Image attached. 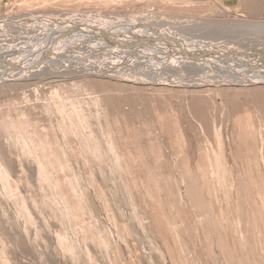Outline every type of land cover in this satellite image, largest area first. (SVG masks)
<instances>
[{
  "label": "rangeland",
  "instance_id": "1",
  "mask_svg": "<svg viewBox=\"0 0 264 264\" xmlns=\"http://www.w3.org/2000/svg\"><path fill=\"white\" fill-rule=\"evenodd\" d=\"M105 24L264 70V0H0V58ZM153 62L0 79V264H264V84Z\"/></svg>",
  "mask_w": 264,
  "mask_h": 264
},
{
  "label": "bare ground",
  "instance_id": "2",
  "mask_svg": "<svg viewBox=\"0 0 264 264\" xmlns=\"http://www.w3.org/2000/svg\"><path fill=\"white\" fill-rule=\"evenodd\" d=\"M136 25L123 26V28L125 27L124 29H115L112 24L97 25L100 29L92 26L91 31H89V28L85 29L78 26L76 29L69 27L62 32L61 30L59 32H57L58 30H52L49 35L42 33L37 36L36 45L34 44L31 50L26 54H22L20 58H18L19 56L15 57V52L13 51L8 53V50H10L8 48L2 50L4 55L0 58V79L5 80L13 77H18L19 79L20 77L28 76L29 72L37 73L41 69L55 70V67L63 68L64 70L70 69L78 74L87 73L90 75L113 76V73H119L120 70L118 68L126 62L150 65L154 61L168 69H172L176 65L204 72L206 70L227 68L232 71L231 73L235 75L236 79L242 80L246 84H264V70L261 68H246L241 61H235L229 56L226 57L223 51H217L213 44L202 41H191L188 37L176 35L167 30H162L161 32L150 28L140 29ZM81 44L86 46L82 48ZM101 44L105 47L102 49L105 52L104 55L106 57L111 55V60L107 59L95 64L91 60H87L84 63L80 62L78 58L75 61L71 55L62 56V54L69 53V48L77 45H79L77 47L81 46V50L87 49L88 51L90 45L94 48L101 46ZM87 51H83L81 54L85 56ZM61 57L65 58L63 59L64 62L60 60ZM131 59L135 60L132 61ZM153 67L155 66L153 65ZM127 72L129 74V70ZM153 73H156V71ZM201 78L203 80V77H199L198 80ZM173 79L171 76L159 77L158 75H153L148 76L145 81L141 79L139 83L153 84V82L160 81L162 85H168L166 82Z\"/></svg>",
  "mask_w": 264,
  "mask_h": 264
}]
</instances>
